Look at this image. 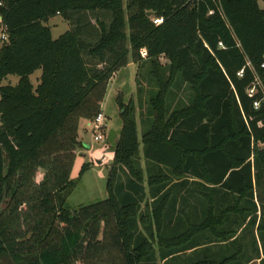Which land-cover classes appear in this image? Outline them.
<instances>
[{
	"label": "trees",
	"instance_id": "obj_1",
	"mask_svg": "<svg viewBox=\"0 0 264 264\" xmlns=\"http://www.w3.org/2000/svg\"><path fill=\"white\" fill-rule=\"evenodd\" d=\"M95 12L110 24L82 22ZM57 15L72 28L54 39ZM0 22V264L258 263L228 254L242 228L264 233L258 0H0ZM131 59L149 64L142 139L134 102L120 103L108 198L70 211L80 121Z\"/></svg>",
	"mask_w": 264,
	"mask_h": 264
},
{
	"label": "rangeland",
	"instance_id": "obj_2",
	"mask_svg": "<svg viewBox=\"0 0 264 264\" xmlns=\"http://www.w3.org/2000/svg\"><path fill=\"white\" fill-rule=\"evenodd\" d=\"M261 9L264 10V0H258ZM126 2V0H125ZM82 22L87 21L95 25L97 20L104 22L107 26L110 24L111 14L106 12L87 13L82 15ZM77 16H74L72 23H76ZM48 26L52 30L54 39L59 38L72 28L71 23L66 21L61 15L51 18ZM4 28L0 22V49L4 43L2 37ZM127 34L130 30L127 29ZM163 63L167 61L162 59ZM149 64H136L130 60L127 67L119 70L112 80L109 82L107 94L102 106V113L105 115L104 142H96L94 140V132L91 127L93 120L82 119L79 124L78 141L83 142L77 150L76 160L73 166L71 179L78 181L72 193L67 199L66 207L70 211L78 210L81 207L88 206L108 198L107 183L109 180L110 170L113 165L112 153L116 144L120 139L122 129V118L120 103L128 105L133 101L136 106V118L138 123L139 139H142L143 126L141 123L140 101L147 105L148 92L151 89L148 78ZM42 72L37 71L31 76V81L35 87L39 84ZM181 80V78L179 77ZM19 78L9 76L5 79L1 86L16 85ZM180 83V82H179ZM187 93L183 92L179 98L186 99ZM1 98V96H0ZM185 101V100H184ZM1 126V122H0ZM143 147L141 146V163L145 167L143 156ZM98 161H102L101 164ZM88 165V170L81 174L83 165ZM42 174H39V180ZM258 197L264 199L263 186L258 187ZM260 205L262 202L259 200ZM188 216H192L191 210L187 212ZM264 233L258 235L249 226L240 235L239 240L229 246V255L237 254L240 262H246L248 259L258 256L259 247L264 245ZM186 259V257H185ZM184 259V260H185ZM259 264H263L258 262ZM254 263V264H258ZM159 264H162L159 262Z\"/></svg>",
	"mask_w": 264,
	"mask_h": 264
},
{
	"label": "built area",
	"instance_id": "obj_3",
	"mask_svg": "<svg viewBox=\"0 0 264 264\" xmlns=\"http://www.w3.org/2000/svg\"><path fill=\"white\" fill-rule=\"evenodd\" d=\"M153 23L158 26L160 24L163 23V19L162 18H154L153 19ZM3 41H7V34H6V30H4V34L2 37ZM146 55V52H143V56ZM264 68V65H263ZM255 87H253L250 91L249 94L250 96H253L255 94ZM255 109H259V103H255L254 104ZM106 124H105V115L101 112L99 113L95 119L91 122V127L93 129L94 132V140L96 142H104L105 141V137H104V128H105Z\"/></svg>",
	"mask_w": 264,
	"mask_h": 264
},
{
	"label": "crops",
	"instance_id": "obj_4",
	"mask_svg": "<svg viewBox=\"0 0 264 264\" xmlns=\"http://www.w3.org/2000/svg\"><path fill=\"white\" fill-rule=\"evenodd\" d=\"M259 6H260V4H259ZM261 8V7H260ZM263 10V9H262ZM19 81V80H18ZM18 83V82H17ZM82 144L84 145V141L82 142ZM258 204H259V202L258 201H256ZM260 205V204H259ZM262 206H264V199H263V204H262ZM261 210V207L259 208V211ZM258 217L260 218L261 217V213L259 212L258 213ZM244 231V228H242L240 231H239V235H241L242 234V232ZM253 231L255 232V233H257V227H255V228H253ZM264 243V242H263ZM259 251H260V253H259V255L258 256H255V257H252V259H254V260H256V261H258V262H260L261 260H264V245H261V248L259 247Z\"/></svg>",
	"mask_w": 264,
	"mask_h": 264
},
{
	"label": "water",
	"instance_id": "obj_5",
	"mask_svg": "<svg viewBox=\"0 0 264 264\" xmlns=\"http://www.w3.org/2000/svg\"><path fill=\"white\" fill-rule=\"evenodd\" d=\"M149 16H151V13L149 14ZM98 163H99V164H101V163H102V161H98Z\"/></svg>",
	"mask_w": 264,
	"mask_h": 264
}]
</instances>
